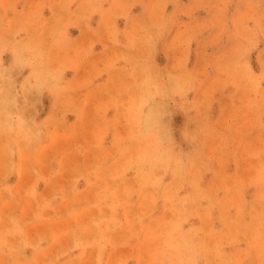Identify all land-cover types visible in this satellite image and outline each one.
<instances>
[{"label":"rangeland","instance_id":"1","mask_svg":"<svg viewBox=\"0 0 264 264\" xmlns=\"http://www.w3.org/2000/svg\"><path fill=\"white\" fill-rule=\"evenodd\" d=\"M0 264H264V0H0Z\"/></svg>","mask_w":264,"mask_h":264},{"label":"bare ground","instance_id":"2","mask_svg":"<svg viewBox=\"0 0 264 264\" xmlns=\"http://www.w3.org/2000/svg\"><path fill=\"white\" fill-rule=\"evenodd\" d=\"M24 65V64H23ZM5 103V102H4ZM1 106L3 107L2 103H1ZM8 118V117H7ZM163 138V137H162ZM175 187V186H174ZM171 188V187H170ZM158 192V191H157ZM157 195V194H156Z\"/></svg>","mask_w":264,"mask_h":264}]
</instances>
